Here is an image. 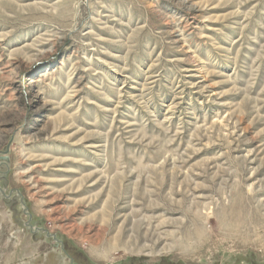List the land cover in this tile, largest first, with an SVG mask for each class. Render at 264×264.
<instances>
[{"label":"rangeland","instance_id":"374dc122","mask_svg":"<svg viewBox=\"0 0 264 264\" xmlns=\"http://www.w3.org/2000/svg\"><path fill=\"white\" fill-rule=\"evenodd\" d=\"M0 264H264V0H0Z\"/></svg>","mask_w":264,"mask_h":264}]
</instances>
